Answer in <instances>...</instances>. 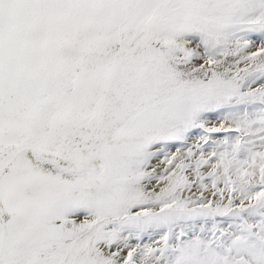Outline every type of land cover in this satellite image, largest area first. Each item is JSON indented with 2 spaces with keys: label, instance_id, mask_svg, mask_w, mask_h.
I'll return each mask as SVG.
<instances>
[{
  "label": "snow or ice",
  "instance_id": "6c2138e0",
  "mask_svg": "<svg viewBox=\"0 0 264 264\" xmlns=\"http://www.w3.org/2000/svg\"><path fill=\"white\" fill-rule=\"evenodd\" d=\"M0 264H264V0H0Z\"/></svg>",
  "mask_w": 264,
  "mask_h": 264
}]
</instances>
